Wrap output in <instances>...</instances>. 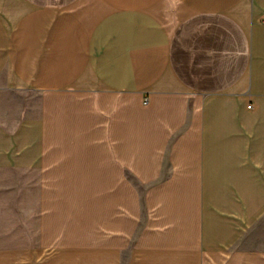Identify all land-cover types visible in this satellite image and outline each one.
Masks as SVG:
<instances>
[{
    "label": "crops",
    "instance_id": "0c3cea01",
    "mask_svg": "<svg viewBox=\"0 0 264 264\" xmlns=\"http://www.w3.org/2000/svg\"><path fill=\"white\" fill-rule=\"evenodd\" d=\"M0 264H264V0H0Z\"/></svg>",
    "mask_w": 264,
    "mask_h": 264
},
{
    "label": "rangeland",
    "instance_id": "374dc122",
    "mask_svg": "<svg viewBox=\"0 0 264 264\" xmlns=\"http://www.w3.org/2000/svg\"><path fill=\"white\" fill-rule=\"evenodd\" d=\"M32 178H33V175H32Z\"/></svg>",
    "mask_w": 264,
    "mask_h": 264
}]
</instances>
